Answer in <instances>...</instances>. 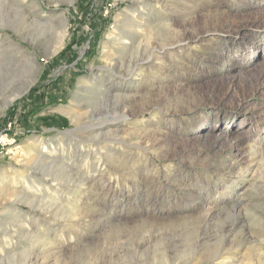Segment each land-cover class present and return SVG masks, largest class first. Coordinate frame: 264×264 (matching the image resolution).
<instances>
[{
    "label": "rangeland",
    "instance_id": "1",
    "mask_svg": "<svg viewBox=\"0 0 264 264\" xmlns=\"http://www.w3.org/2000/svg\"><path fill=\"white\" fill-rule=\"evenodd\" d=\"M146 8L0 0V185L22 191L7 202L30 230L0 213V264H264V83L252 91L264 70V0L161 1L148 17L169 19L190 44L169 57L142 41L113 55L143 58L140 70L107 71L115 21L145 22ZM60 15L65 43L46 56L49 19ZM159 28L154 46L173 36ZM16 45L38 76L2 108L25 69Z\"/></svg>",
    "mask_w": 264,
    "mask_h": 264
},
{
    "label": "bare ground",
    "instance_id": "2",
    "mask_svg": "<svg viewBox=\"0 0 264 264\" xmlns=\"http://www.w3.org/2000/svg\"><path fill=\"white\" fill-rule=\"evenodd\" d=\"M61 2H65L67 4H72L74 2V0H59ZM161 1H167V0H138V3H141L143 6H148V8H146L147 10L145 12H143V10L140 12L141 15H146L148 19H146L145 22L143 21H138L136 20L131 14L126 13L124 15V17L121 19L120 21V25H117L119 20H116L115 24L112 26L111 31L109 32V36L108 38L111 40V42H113L112 44H114L115 46H113L111 43H109L104 50V61H105V65L103 66L104 69H106L107 71H110L111 73H117V71H115V69L117 68V66H122V65H127L126 67L129 68H134L138 71L140 70L139 66L140 64L143 62V58H139L137 57L136 59L131 60V58L129 60H124V57L122 56H113L115 54L116 51H121V52H129L132 51L134 49L137 48L138 45H140L142 43V41L146 42V45L148 47V49L153 48V49H158V51H163V53L169 55V57H173L174 52L177 51L178 49H183L186 48L187 45L190 44V39H186L183 41H180L182 38H177L175 35L179 32L177 31V29L175 28L174 24L172 21H170L168 19V21H162L161 23L159 22L158 25L159 27L163 28V29H169V31L171 30V32H173V36L171 38V41L166 42V43H161L160 46H154L153 43V38L154 35L157 33V30L160 29L158 27V25H154L153 20L150 19L149 14H155V12L157 11V5H159L161 3ZM181 1V0H180ZM155 3V6H152V3ZM173 3V2H172ZM176 7V6H175ZM145 10V9H144ZM196 11V10H195ZM140 16V15H139ZM143 17V16H142ZM41 18V17H40ZM59 23L58 25H54L53 22V18L49 19L50 22V30L52 32V38H51V42L48 44V46L46 47V53L45 55H54L56 52H58L63 44L65 43L66 37H67V28L66 27V20L63 18V15L59 16ZM142 19V18H140ZM165 19V18H164ZM166 20V19H165ZM58 21V20H57ZM192 21V19L190 20ZM193 22V21H192ZM55 23V22H54ZM193 24V23H192ZM26 26V25H25ZM48 26V25H47ZM259 27V26H257ZM22 28V27H21ZM20 29V28H19ZM49 30V31H50ZM182 31V30H181ZM20 32L23 34H25V30L24 28L20 29ZM27 33V32H26ZM185 33V32H184ZM161 34V33H160ZM159 34V35H160ZM206 35H209L208 33ZM51 36V35H50ZM198 37L195 36L194 39ZM139 39V40H138ZM184 39V38H183ZM11 41H9L10 43ZM6 43V42H5ZM8 44V42H7ZM12 44V43H11ZM10 46V45H9ZM17 46V53L19 52L20 56L22 57V64H23V68L25 67V69H23L24 71H22L23 75L19 76V79H17V82L9 89L3 96H2V100H1V107L5 108L7 106H9L16 98L22 96L26 91L29 90L30 86L35 82V80H37V76H38V63L36 61H34L32 58H28L26 51L24 49H22L20 46ZM111 46V47H108ZM14 47V45H13ZM145 47V46H144ZM16 48V47H15ZM142 48V47H141ZM146 48V50H148ZM137 52V51H136ZM147 54V52H146ZM27 56V57H26ZM145 56V55H144ZM155 59H157L159 61V63H163V54H159L158 52L155 53V50H153L152 56ZM21 60V59H20ZM21 64V63H20ZM20 66V65H19ZM142 67V66H141ZM132 70V69H131ZM19 72V71H18ZM17 72V74H18ZM119 72V71H118ZM135 72V71H134ZM15 73V72H13ZM136 75H139L138 73ZM254 79L253 80L254 84L252 87V91H256L259 89V87L264 83V70L260 69L256 72V74L254 75ZM13 77V76H12ZM15 77V76H14ZM13 77V78H14ZM17 77V76H16ZM12 78V80H13ZM15 80V79H14ZM138 81H140V78L138 79ZM11 82V81H10ZM252 82V81H251ZM81 83V82H80ZM12 84V83H11ZM80 87H84L83 89L85 91H93L94 88L93 86L90 85H85V84H79ZM100 88V87H99ZM162 88V87H161ZM98 89V88H97ZM100 90V89H99ZM104 92V91H102ZM132 95V94H131ZM130 95V96H131ZM135 95V94H134ZM138 95V94H137ZM244 95V94H243ZM129 96V95H128ZM129 96V97H130ZM143 96V95H142ZM141 96V97H142ZM147 96V95H146ZM137 97V96H136ZM132 98V97H131ZM142 102V101H141ZM86 114V113H85ZM130 115V114H129ZM74 118L73 121L79 122L80 120H82V115L81 113L77 111H75V113H73ZM115 116H113L111 118V120H115ZM105 120V119H104ZM110 120V119H109ZM108 120V121H109ZM110 120V121H111ZM101 121V120H100ZM98 122V121H97ZM95 123V122H94ZM101 123H105V121H101ZM100 124V122H99ZM93 125V124H92ZM95 126H97V124H95ZM107 127V126H106ZM90 128V126H89ZM99 129H102V127H98ZM114 129V128H113ZM141 131L140 133L138 131ZM136 132L139 133V135L137 136L138 138H141L142 140V136H143V131L140 129H137ZM147 130V129H146ZM115 131L112 130V128H110L109 130H106L105 133H101L97 131V133L95 132L94 139L95 137H99V136H103L106 135L107 137H110L111 134H113ZM130 132V131H128ZM133 132V131H132ZM146 134V132H144ZM118 134V133H117ZM132 134V133H130ZM136 134V133H135ZM93 135V134H92ZM115 135V134H114ZM129 135V133H128ZM137 135V134H136ZM142 135V136H141ZM118 136V135H117ZM116 136V137H117ZM150 136V135H149ZM115 137V136H114ZM161 137V136H160ZM159 136H155L154 138H150V139H154V140H159L160 138ZM216 137V136H215ZM218 137V136H217ZM137 139V138H136ZM146 139V137L144 138ZM162 140V139H161ZM143 141V140H142ZM146 141V140H145ZM149 141V140H148ZM215 141V140H214ZM138 142V141H137ZM143 143V142H142ZM141 141L139 143V146H141L140 144H142ZM32 144V143H31ZM44 145V144H43ZM42 145V146H43ZM96 145V144H95ZM137 145V143H136ZM138 146V147H139ZM185 146V145H184ZM204 148V147H203ZM45 149V148H44ZM186 149V148H185ZM201 149V148H200ZM48 150V149H46ZM198 151V150H197ZM37 152V151H36ZM188 152V151H187ZM88 153V152H87ZM93 153V152H92ZM95 153V150H94ZM38 156V155H37ZM36 156V157H37ZM88 156V155H87ZM38 158V157H37ZM29 159L24 160L25 163L27 164H23L24 167H27L28 165V161ZM32 160V159H31ZM38 159L34 160L37 161ZM31 162V161H30ZM33 162V161H32ZM39 162V161H38ZM34 164V163H33ZM31 165V164H30ZM44 173V172H43ZM30 175V174H29ZM48 176H50V181H58L61 182L62 179H59L57 176H52L51 173L47 174ZM47 179V178H46ZM57 182V183H58ZM49 185H47L46 188H48ZM45 188V189H46ZM22 189V188H21ZM23 190V189H22ZM22 191H17V190H10V189H5L4 187H2L0 185V213L3 212L5 213V215H8L7 217L9 219H12V223H15V225H18L21 227L22 231H25V235H27L29 233L30 230H28L27 228V224L23 223V219H20L18 217V215H15L12 213V209L11 207H14L15 205H12V203H8L9 202H13L18 200L17 197L21 195ZM11 204V205H9ZM7 207H10L11 209H8ZM232 207V206H231ZM3 209V210H1ZM6 209V210H5ZM11 222V221H10ZM26 223V222H25ZM13 225V224H12ZM11 230V229H10ZM14 231V230H13ZM21 231V232H22ZM9 232V229L8 231ZM7 232H5V234H7ZM4 233V232H3ZM28 236H30L28 234ZM8 238L10 239V241H12V237L10 236V233L8 234ZM5 239V238H4ZM14 241V240H13ZM16 244V243H15ZM7 247H5L4 244H0V253L3 252V250H5ZM253 250V249H252ZM255 251V250H254Z\"/></svg>",
    "mask_w": 264,
    "mask_h": 264
},
{
    "label": "trees",
    "instance_id": "3",
    "mask_svg": "<svg viewBox=\"0 0 264 264\" xmlns=\"http://www.w3.org/2000/svg\"><path fill=\"white\" fill-rule=\"evenodd\" d=\"M43 97H45V96H43ZM47 98H48V97H47ZM47 98H46V101L48 102V99H49V98H48V99H47ZM43 100H44V99L41 100V102L39 103V105H41V104L43 103ZM47 102H46V103H47ZM31 104H32V103H31ZM33 104L37 105V104L34 103V102H33ZM42 105H44V104H42ZM39 107H40V106H39ZM39 107H37V108H39ZM37 108H36V109H37Z\"/></svg>",
    "mask_w": 264,
    "mask_h": 264
}]
</instances>
